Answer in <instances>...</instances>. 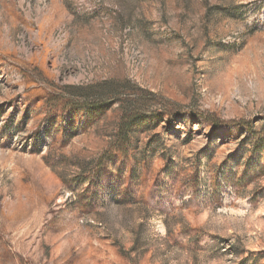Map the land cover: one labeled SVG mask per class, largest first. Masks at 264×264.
Instances as JSON below:
<instances>
[{"label": "rangeland", "instance_id": "1", "mask_svg": "<svg viewBox=\"0 0 264 264\" xmlns=\"http://www.w3.org/2000/svg\"><path fill=\"white\" fill-rule=\"evenodd\" d=\"M0 264H264V0H0Z\"/></svg>", "mask_w": 264, "mask_h": 264}]
</instances>
